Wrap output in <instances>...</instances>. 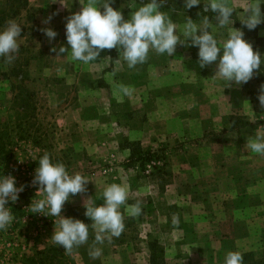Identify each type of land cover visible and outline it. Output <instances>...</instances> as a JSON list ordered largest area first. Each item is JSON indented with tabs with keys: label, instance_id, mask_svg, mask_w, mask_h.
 Wrapping results in <instances>:
<instances>
[{
	"label": "rangeland",
	"instance_id": "rangeland-1",
	"mask_svg": "<svg viewBox=\"0 0 264 264\" xmlns=\"http://www.w3.org/2000/svg\"><path fill=\"white\" fill-rule=\"evenodd\" d=\"M143 2L149 3L150 0L133 2L123 0L124 18L127 19V15L130 14L128 10L131 5L135 10L139 6H143ZM206 3L208 0H201V9L196 10L194 15H191L185 7L181 11L166 8H162L161 11H168L171 15L179 17L180 21L174 22L177 25V31L182 30L186 18H191L199 24L203 17L207 16L215 28L213 34L222 43L227 38L229 28L215 27L217 24L215 14L206 7ZM248 3L249 0H236L234 8L237 15L234 14V23L231 26L243 31L245 41L253 46L254 51H259L264 56V23L258 25L254 30L240 26L242 23L239 20L241 18L239 13L245 9ZM7 10H10L7 20H15L22 28L21 38H24V46H19V51L11 63H7L3 57H0V128L8 129L12 135V141L8 147L9 160L0 165V176L15 177L16 186H24V191L19 194V199L16 202L9 201L6 205L12 212L14 220L6 230L0 231V264H23L25 256H33L37 251L50 247L58 249L71 263L77 264L73 256L80 251L81 247L96 244L95 230L90 227L87 243L74 247L71 252H66L62 246L51 240L54 231L53 220L56 218L31 212L29 207L37 192V186L32 184V179L35 169L38 167V163L32 158L43 155L45 152L50 155L53 162L63 163L70 174L79 173L89 177L101 173L115 183L118 180L113 176H118V172L120 175L122 173L138 175L143 179L141 183L144 185L143 191L147 193V198L138 195L135 200H144L146 205H153L159 200L165 201L163 197H160V194H157V190L161 193L160 190L165 188L166 184L170 185L169 189L173 191H178L179 186H185L180 178L184 174L189 177V174L183 172V169L188 166V159L215 158L216 155L223 159L227 152L232 153L235 179L246 178L245 182H235L233 188L225 179L227 169L225 160L222 166L221 162H218L219 167L212 166L213 170L215 168L218 170V173L216 172L218 182L208 181L210 178L214 180L215 177L214 172L209 171L211 166L202 165L206 167L207 180L204 178L205 171L202 167H194L200 169L204 181L202 183L188 182L190 191L201 190L200 185H202L205 190L217 192L219 203L217 211L214 208L207 213V216H203L205 220L198 218L197 227L188 230L194 236L192 239L184 240V244H182L180 241L184 238L185 229L182 230L179 226L169 230V233L167 232L169 236L164 245L159 244L156 239L150 240V237L158 235V231H154L155 235H151L148 231L129 230L128 228L124 229L119 238L112 237L111 240L113 242L137 241L138 246H134L136 250L140 251L144 248L148 249L150 253L153 251L149 246L150 243L157 242L163 252H157L158 262L156 264H224V258L229 251L240 252L243 256V264H248L246 254H264V184L257 182V178L262 177L264 173V155L253 153L245 147L247 139L254 136L257 130L260 135H264V108L259 110L257 100L260 86L264 84V64L254 72L253 78L247 84L230 83L229 86H226L227 93L230 94L231 101L228 104H231L232 116L241 118L237 128L230 130L223 128L216 133L205 134L191 140L171 131V133H166L165 139L158 140L161 135L156 136V141H153L150 149H143L151 150L153 154L157 155L151 160L156 163L155 165L148 166L150 161L143 166L142 162L134 161L131 158L118 165L113 159L100 160L98 154L92 156L85 149L76 150L63 146L62 136L56 129L60 126L57 124L55 114L64 112L70 102L52 103L50 90L51 86L61 84L74 72L66 53L57 56L59 47L66 46V39L62 37L49 41L41 31L46 27L52 28V21L48 24L44 23L49 16L44 12L40 15L35 8L28 9L27 5L23 4V0H12ZM261 12L264 14V4H261ZM38 14L40 16L36 20ZM60 25H62V33L65 36V22H60ZM180 39L184 40V37L181 35ZM187 44H190V39ZM180 47L187 51V45L180 44ZM53 48H56L57 52H53ZM193 51L194 47H192V53ZM218 88L221 89V86ZM216 103L220 112H225L224 104L227 103H224L221 98L218 102L171 101L170 108L175 112L183 110L185 114H188L198 110H207L211 108L209 105H216ZM117 120L120 121V119ZM221 120L222 117H220ZM173 121L177 123L178 119H172ZM228 127L231 128L232 125L229 124ZM215 143H217L218 150L211 149V145ZM200 148L207 149L204 151L199 150ZM199 176L201 178L200 174ZM230 190H233L238 198L242 195V191L246 190V207L242 206V199L239 198L240 202L235 200L237 204V209L234 212L235 217L228 214L230 211L227 209V201L231 200L228 199L227 191ZM170 196L171 202L174 201L173 198H177L174 195ZM36 198H43V194H38ZM75 198L76 196L71 197L70 202L65 203L61 215L79 219ZM203 199L198 196L184 199L188 206L186 211L191 213L189 207L196 209V206L204 204ZM204 202L209 203L210 199H205ZM212 203L213 206L216 205L214 200ZM178 210L177 205L171 207V214L178 215L176 225L179 224V218L181 219ZM193 215H195L194 212L191 213V216ZM230 216L232 219L228 218ZM163 233L166 234V231ZM107 240L105 238L104 242ZM148 264H152L151 257Z\"/></svg>",
	"mask_w": 264,
	"mask_h": 264
},
{
	"label": "crops",
	"instance_id": "crops-1",
	"mask_svg": "<svg viewBox=\"0 0 264 264\" xmlns=\"http://www.w3.org/2000/svg\"><path fill=\"white\" fill-rule=\"evenodd\" d=\"M11 1L0 0V28L5 27L9 21L7 19L11 8L7 10V7L11 5ZM103 2L104 0H97L98 6L102 5ZM86 3L87 0H23V4L27 5L28 9L35 8L40 15L44 12L52 18V28L58 33L56 39L65 37L60 22H66L67 17L79 12ZM146 3L148 2L142 4ZM230 3L235 7L236 0H230ZM123 4V0H119L115 9L122 11ZM133 8L134 6L131 5L128 10L130 14L125 20L130 18L131 12L134 11ZM101 11H103L102 8ZM123 12L125 11L123 10ZM39 14L36 16V20L39 19ZM168 14L173 22L180 21L176 15ZM178 32L180 31L178 30ZM259 36L261 37V35ZM23 40L24 38L18 40L20 47L24 46ZM65 47H68L67 44ZM186 49L187 51L181 49L180 44H178L175 53L170 57L150 50L146 61L132 69L127 67L122 58H119L117 49H114L117 55L115 60L112 59L108 50H103L96 62L93 61L88 64L72 61L68 56L74 72L61 84L51 86L52 89L50 90L52 103L70 102L64 112L55 114L57 124L60 126L56 129L62 136L63 146L76 150L85 149L92 156L98 154L100 160L113 159L119 165L131 157L132 152L125 146L126 142L137 143L142 149H150L153 141H156V136L161 135L158 140L165 139L166 133H171V131L191 140L200 138L205 134L216 133L223 128L230 130L231 128L228 126L231 125L230 119L233 110L231 104H228L231 99L230 94L227 93V83L218 76L213 78L217 71L216 63L218 61L201 68L197 62L198 49L194 47L193 53L192 47L188 46ZM120 85L130 87L132 94L123 95L120 91ZM219 86L221 89L218 88ZM56 95L58 96L56 97ZM220 98L224 103H227L224 104L226 113L220 112L217 103L216 105H209L211 108L207 110H198L188 114H185L183 110L175 112L170 108L171 101L218 102ZM258 108L261 111L260 105ZM220 117H222L221 121ZM172 119H178L177 123L172 122ZM216 145L217 143L212 144L211 149L218 150ZM206 149L200 148L199 150L205 151ZM224 160L227 166L225 179L231 184V188L234 187L235 182H245L246 178L236 180L233 175L232 153L227 152L223 159L218 158V155L215 158H191L188 159V166L183 169V172L189 174V177L184 174L180 178L185 186H179L178 191H173L169 189L170 185L166 184L165 188L160 190L161 193L157 190V194H160V197H163L165 201L159 200L153 205H146L144 200H135L138 195L146 197L147 194L143 191L142 178L128 173L120 175L118 172V176L115 175L113 178L118 180L116 181L117 184L125 186L128 192L126 204L120 208L124 217V229L148 231L151 235H155L153 232L158 231V235L150 237V240L156 239L159 244L164 245L169 236L167 232L169 233V230L180 226V229H185L184 238L180 242L184 244V240L192 239L194 236L188 230L197 227L198 218L204 219L203 216H207V213L214 208L217 211L219 202L216 191L205 190L202 185H200L201 190L190 191L187 183H202L204 178L207 180L206 167L202 165L211 166L209 171L214 172V180L210 178L208 181H217L218 174L216 175V172L218 173V170L216 168L213 170L212 166L219 167L218 162H221L222 166ZM200 166L205 171L204 178H202L200 169L194 168ZM123 174L125 175L123 176ZM199 174L201 178H199ZM262 177L257 178V182L264 184ZM87 178L90 181L86 185L87 191L76 196L75 206L77 207L78 218L91 225L92 222L84 216V201L91 197L98 205L102 204L101 193L106 186L115 182H111V179L101 173L90 175ZM227 192L228 199H231L227 201V209L230 211L228 214L235 217L234 212L237 209L235 200L240 202L242 199V206L246 207V190L242 191L240 199L233 190ZM170 195L177 196V198H173L174 201L171 202ZM197 196L204 198V204L199 205V207L196 206V209L189 207L190 212L195 213L191 216V213L186 211L188 206L184 199ZM205 199H210V202H204ZM213 200L215 206H213ZM137 202L140 203L142 209L141 215L129 216L126 212L127 206ZM174 205L179 207L178 212L181 219L179 218L178 225H176L178 215L171 214V207ZM208 208L210 209L208 210ZM183 209H185L184 212ZM205 210L206 212H204ZM228 218L232 219L231 216ZM126 222H129L130 225ZM163 231H166V234ZM143 243L145 244V242ZM134 246H138L137 241L113 242L107 240L103 244L83 245L73 258L77 264H148L151 257L150 251L144 248L138 251ZM93 247L102 249V254L96 259H92L89 255Z\"/></svg>",
	"mask_w": 264,
	"mask_h": 264
},
{
	"label": "clouds",
	"instance_id": "clouds-1",
	"mask_svg": "<svg viewBox=\"0 0 264 264\" xmlns=\"http://www.w3.org/2000/svg\"><path fill=\"white\" fill-rule=\"evenodd\" d=\"M114 0H104L98 6L97 0H87L81 10L66 18L65 38L68 47L61 46L57 56L66 53L72 61L88 64L97 61L101 51L117 49L119 58L127 64L129 69L146 61L150 50L157 54L172 56L178 44L198 49L197 62L201 68L216 63L217 71L213 78L220 77L229 86L247 84L255 71L264 64V56L254 51L253 46L244 39V32L234 29L233 16L236 9L230 0H208L206 7L215 14L216 28L228 27V35L221 43L213 34L215 28L207 16L201 23L186 18L180 32L172 21L168 12L161 11L164 0H150L149 3L139 6L131 12L130 18L125 20L122 11L113 8ZM201 0H184L186 9L198 6ZM264 0H249L245 9L239 13V20L248 30H254L264 23V14L261 12ZM101 8L103 11H101ZM51 17L44 21L51 22ZM210 29V31H209ZM43 34L54 41L58 33L52 28L41 29ZM22 28L15 20H9L6 26L0 28V57L11 63L19 51L18 40L21 38ZM199 33V34H197ZM184 40L180 39V36ZM190 39V44L187 42ZM222 53V55H221ZM123 95L132 94L128 86L120 85ZM257 100L264 108V84L260 86ZM247 150L264 155V135L256 134L247 139ZM38 163L35 169L32 184L37 186L35 199L30 204L31 212L45 217H55L54 231L51 240L71 252L74 247L87 243L89 228L95 230V243L103 244L105 238L111 241L112 237L119 238L124 231V217L120 211L128 198L127 188L121 184L112 183L106 186L100 195L102 204H97L91 197L83 204L84 216L92 223L88 225L73 217L61 215L66 202L71 197L84 194L88 178L79 173L70 174L61 162H53L48 153L32 158ZM15 177L0 176V231L6 230L13 222L14 216L6 205L9 201L16 202L24 186H16ZM43 198H36L38 194ZM126 212L129 216L141 215L140 203L128 205ZM102 254L101 248L93 247L89 252L92 259ZM224 264H243V256L238 251H229Z\"/></svg>",
	"mask_w": 264,
	"mask_h": 264
},
{
	"label": "trees",
	"instance_id": "trees-1",
	"mask_svg": "<svg viewBox=\"0 0 264 264\" xmlns=\"http://www.w3.org/2000/svg\"><path fill=\"white\" fill-rule=\"evenodd\" d=\"M119 2V0H114V3H112V7L115 8L116 4ZM159 2V0H157ZM166 2L163 3L162 8L174 10V11H181L184 9V0H164ZM201 6L200 4L196 7H193L192 9H188V12L191 15H194V12L196 10H200ZM205 13V12H203ZM31 19V17H30ZM240 25V23H238ZM243 26L244 25H240ZM112 59L115 60L117 58L116 52L114 49L108 50ZM241 122V118L232 116L230 119V123L232 125L231 129L237 128L239 126L238 124ZM12 141V135L11 132H9L6 128H0V165L6 163L9 160V145ZM128 149L131 150V159L134 161H140L142 162V165H146L148 162H150L154 157L157 155L153 154L151 150H143L140 145L137 143H128L126 142L125 145ZM20 217V216H19ZM152 247L151 251V261L152 264H156L158 262L157 252H163L158 246L157 242H152L149 245ZM259 256H262L259 258ZM246 262L248 264H264V254L263 255H257L255 253H249L246 254ZM23 264H73L71 261L67 259V257L61 253L58 249L54 247L47 248L45 250L37 251L33 256H25Z\"/></svg>",
	"mask_w": 264,
	"mask_h": 264
},
{
	"label": "built area",
	"instance_id": "built-area-1",
	"mask_svg": "<svg viewBox=\"0 0 264 264\" xmlns=\"http://www.w3.org/2000/svg\"><path fill=\"white\" fill-rule=\"evenodd\" d=\"M155 164H156L155 162L151 161L150 164H149L148 166L151 167L152 165H155Z\"/></svg>",
	"mask_w": 264,
	"mask_h": 264
}]
</instances>
